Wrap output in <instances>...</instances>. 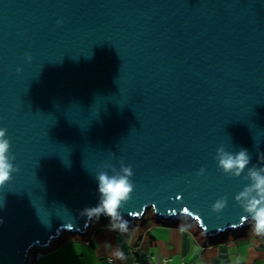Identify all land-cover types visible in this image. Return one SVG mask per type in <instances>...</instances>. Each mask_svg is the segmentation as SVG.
<instances>
[{
	"label": "water",
	"instance_id": "water-1",
	"mask_svg": "<svg viewBox=\"0 0 264 264\" xmlns=\"http://www.w3.org/2000/svg\"><path fill=\"white\" fill-rule=\"evenodd\" d=\"M0 128L19 168L0 188V264L85 232L95 175L121 159L129 227L151 210L204 237L243 229L247 169L231 178L214 156L264 166V0H0Z\"/></svg>",
	"mask_w": 264,
	"mask_h": 264
},
{
	"label": "crops",
	"instance_id": "crops-1",
	"mask_svg": "<svg viewBox=\"0 0 264 264\" xmlns=\"http://www.w3.org/2000/svg\"><path fill=\"white\" fill-rule=\"evenodd\" d=\"M136 222L121 233L108 230L110 221L93 219L84 235L53 242L34 264H147L146 257L153 264H264V240L247 226L209 238L184 217ZM116 250L123 259L114 255Z\"/></svg>",
	"mask_w": 264,
	"mask_h": 264
},
{
	"label": "clouds",
	"instance_id": "clouds-1",
	"mask_svg": "<svg viewBox=\"0 0 264 264\" xmlns=\"http://www.w3.org/2000/svg\"><path fill=\"white\" fill-rule=\"evenodd\" d=\"M62 21H57L59 25ZM24 59L30 61L31 56L25 55ZM20 72V69H17ZM7 129L0 128V188L8 183L12 175L19 171L14 166V155L10 153V141L6 136ZM114 153H110L114 156ZM217 169L224 175L231 178H240L245 172L243 180L247 182L246 186L234 197L235 202L246 214L245 219L251 221L252 231L257 236H264V166L257 167L253 164L249 167L251 156L246 149L231 153L225 150L223 146L217 148L214 156ZM120 167L117 170L111 164H102L95 175L98 184L99 202L95 207L85 208L81 215L88 220H98L101 215L109 218L110 223L107 226L109 231L126 232L128 230V221L121 216L120 209L127 202L135 185L131 177L133 176L132 166H125L123 160H120ZM258 163L264 164V154L258 156ZM201 168L197 176L204 174ZM111 172V175H109ZM225 197H220L211 207L213 213H220L226 206ZM118 259H123V253L119 250L114 252Z\"/></svg>",
	"mask_w": 264,
	"mask_h": 264
},
{
	"label": "rangeland",
	"instance_id": "rangeland-1",
	"mask_svg": "<svg viewBox=\"0 0 264 264\" xmlns=\"http://www.w3.org/2000/svg\"><path fill=\"white\" fill-rule=\"evenodd\" d=\"M99 219L100 220H102V221H105V222H107V221H110L109 220V218L108 217H103L102 215L99 217ZM154 220V221H156L155 220V218H154V215H153V212L151 211V210H147L146 211V214H145V216H144V221H140V220H138V222H136L137 224L136 225H140L142 222H148V220ZM95 221H96V219H94ZM91 222H92V220H91ZM90 222V223H91ZM247 226V227H246ZM246 228H245V230H247V231H249V230H252V227H251V222H247L246 223ZM240 230H242V229H240ZM227 233H230L229 231H227ZM71 236V235H81V234H78V233H67V232H65V236ZM57 241V240H56ZM54 242V241H53ZM45 252V251H47V250H45V249H42V248H38L36 251H33L32 252V259H31V264H34L35 262H36V254H37V252Z\"/></svg>",
	"mask_w": 264,
	"mask_h": 264
},
{
	"label": "built area",
	"instance_id": "built-area-1",
	"mask_svg": "<svg viewBox=\"0 0 264 264\" xmlns=\"http://www.w3.org/2000/svg\"><path fill=\"white\" fill-rule=\"evenodd\" d=\"M243 228H245V227H243ZM87 230H88V229H87ZM87 230H86L85 232H83V233H80V234H81V235H84V234L87 232ZM67 233H68V232H67ZM64 236H65V231H62L58 237H56L55 239L51 240L48 244L44 245V246L41 247V248H42V249H45V250H49V249L51 248L52 244H53V241L55 242L56 240H59V239L63 238ZM39 248H40V247H39ZM37 249H38V247H35L31 252L36 251ZM43 256H44V252H40V251L37 252V254H36V260L41 259ZM146 263H147V264H153V263L151 262L150 257H146ZM29 264H31V257H30Z\"/></svg>",
	"mask_w": 264,
	"mask_h": 264
},
{
	"label": "trees",
	"instance_id": "trees-1",
	"mask_svg": "<svg viewBox=\"0 0 264 264\" xmlns=\"http://www.w3.org/2000/svg\"><path fill=\"white\" fill-rule=\"evenodd\" d=\"M157 222H159L160 220H156Z\"/></svg>",
	"mask_w": 264,
	"mask_h": 264
}]
</instances>
